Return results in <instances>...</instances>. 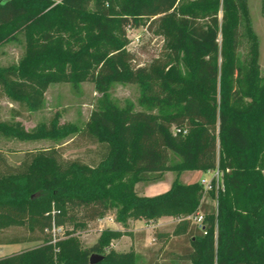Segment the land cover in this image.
I'll list each match as a JSON object with an SVG mask.
<instances>
[{
	"label": "trees",
	"instance_id": "16d2710c",
	"mask_svg": "<svg viewBox=\"0 0 264 264\" xmlns=\"http://www.w3.org/2000/svg\"><path fill=\"white\" fill-rule=\"evenodd\" d=\"M142 26L166 31L173 51L167 68L133 66L127 31ZM21 34L26 55L0 69V98L38 112L46 87L65 80L95 84L101 99L81 130L59 127L57 114L49 126L27 132L0 113V140L77 134L96 146L99 159H66L50 149L26 152L14 167L0 151V219L28 231L0 232V246L37 243L0 264H90L98 253L104 254L98 264H136L133 253L106 252L118 236L113 230L90 248L74 237L54 244L51 230L111 213L126 222L137 212L149 221L180 219L174 235L184 244L175 262L264 264V77L246 0H0V47ZM116 82L138 83L145 110L115 104ZM216 169L225 191H218L214 211L199 182L176 179L153 197L136 189L163 181L167 172ZM198 214L202 227L191 218ZM168 237L154 232L156 242Z\"/></svg>",
	"mask_w": 264,
	"mask_h": 264
},
{
	"label": "rangeland",
	"instance_id": "374dc122",
	"mask_svg": "<svg viewBox=\"0 0 264 264\" xmlns=\"http://www.w3.org/2000/svg\"><path fill=\"white\" fill-rule=\"evenodd\" d=\"M254 32L259 41L258 62L261 75L264 77V0H246ZM222 15L220 14V20ZM158 26V25H157ZM153 27L150 30L146 26L130 28L127 31L129 39L128 51L133 55V66L148 68L152 65L167 68L170 55L169 38L162 28ZM220 37V42H221ZM26 55V40L23 34L15 41H10L0 47V69L18 66ZM112 101L123 108L127 103L133 104L135 110H145L139 104L141 89L138 83L116 82L110 91ZM101 95L96 86L90 82H82L74 85L65 80H58L48 85L44 92V106L38 112H29L19 107L5 96L0 98V113L5 121L16 120L21 122L25 130L31 131L40 125L49 126L54 117L60 114L59 127L67 128L74 126L78 130L85 127L93 111L97 108ZM20 110L22 116L14 118V112ZM59 149L66 159H80L86 163L98 161V149L94 145L85 143L77 134H71L65 138H45L41 140L9 141L0 140V151L4 154L9 165L17 167L24 159L25 153L29 151H43ZM214 173L202 171L184 172L178 176L175 172H167L165 180L155 183H142L138 192L146 191L147 196H155L165 193L171 188L173 182L178 179L183 184L199 182L203 179L211 180ZM224 183V180L220 185ZM225 190V189H224ZM215 192L216 190L212 191ZM204 200L211 210H216L217 195L206 194ZM200 215V214H198ZM197 215V216H198ZM197 216H192L193 222L201 225ZM108 217V218H107ZM104 219L80 226H64L60 234L61 240L71 237L77 238L83 248H90L99 240L101 234L106 230L117 232L118 236L112 240L107 247L117 253H133L138 257L136 264H180L172 259L177 251L183 247L181 237L174 235L175 225L180 222L179 218L166 214L157 221L147 220L142 213L137 212L127 217L126 222H120L116 213H111ZM112 217L114 221H110ZM113 222V223H112ZM160 229L163 234L168 235L167 240L155 241L154 232ZM0 232L2 236H25L28 231L23 225L13 223L9 220L0 219ZM17 246H6L0 248V256L12 255L16 251H24L33 248L37 243L20 244ZM104 256L103 253H98Z\"/></svg>",
	"mask_w": 264,
	"mask_h": 264
},
{
	"label": "built area",
	"instance_id": "2783aa9c",
	"mask_svg": "<svg viewBox=\"0 0 264 264\" xmlns=\"http://www.w3.org/2000/svg\"><path fill=\"white\" fill-rule=\"evenodd\" d=\"M212 172L214 173L213 178L211 180L203 179L201 181V185L204 188L205 195L216 190L217 206H218V191H220V190L225 191L224 190L225 189L224 183L222 185H220L223 181L224 173L219 169H216L215 171H212ZM227 172H229V170ZM204 198H205V196H204ZM197 218H198L199 223L202 224L203 215L200 214L197 216ZM109 220L114 221L112 217L109 218ZM200 227H202V225H200ZM62 230H63V227H57L55 224L53 225L51 233H52V239H53L54 244L61 240L60 234H61Z\"/></svg>",
	"mask_w": 264,
	"mask_h": 264
},
{
	"label": "crops",
	"instance_id": "0c3cea01",
	"mask_svg": "<svg viewBox=\"0 0 264 264\" xmlns=\"http://www.w3.org/2000/svg\"><path fill=\"white\" fill-rule=\"evenodd\" d=\"M165 180V175H164V179H163V181ZM162 182V181H161ZM157 184V183H156ZM142 184H139V185H137V187H136V189H137V191H138V187L139 186H141ZM152 185H155V184H152ZM152 185H150L148 188L146 187L145 189H146V191H142L141 193H140V195L141 196H147V195H145V194H148V190H149V188L152 186ZM170 189V188H169ZM169 189H167V191L169 190ZM166 191V192H167ZM162 194V193H161ZM159 195V194H158ZM156 196V195H155ZM149 197H153V196H149ZM108 218V217H107ZM111 218V217H110ZM104 219V218H103ZM113 223V222H112ZM156 230H159V231H161L160 229H156ZM155 230V231H156ZM6 246H17L18 248L21 246V245H3V246H0V248H4V247H6ZM18 252H21V251H18ZM16 253H17V251H16ZM5 256H8V255H5ZM5 256H0V258H2V257H5Z\"/></svg>",
	"mask_w": 264,
	"mask_h": 264
},
{
	"label": "water",
	"instance_id": "95a60500",
	"mask_svg": "<svg viewBox=\"0 0 264 264\" xmlns=\"http://www.w3.org/2000/svg\"><path fill=\"white\" fill-rule=\"evenodd\" d=\"M104 259V256L99 254H93L90 258V264H98Z\"/></svg>",
	"mask_w": 264,
	"mask_h": 264
}]
</instances>
